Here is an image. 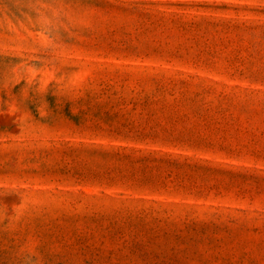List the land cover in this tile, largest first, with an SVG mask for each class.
<instances>
[{
  "label": "rangeland",
  "instance_id": "obj_1",
  "mask_svg": "<svg viewBox=\"0 0 264 264\" xmlns=\"http://www.w3.org/2000/svg\"><path fill=\"white\" fill-rule=\"evenodd\" d=\"M0 264H264V0H0Z\"/></svg>",
  "mask_w": 264,
  "mask_h": 264
}]
</instances>
